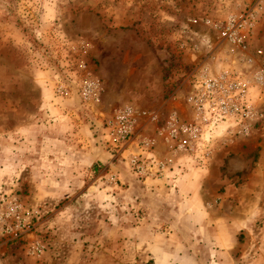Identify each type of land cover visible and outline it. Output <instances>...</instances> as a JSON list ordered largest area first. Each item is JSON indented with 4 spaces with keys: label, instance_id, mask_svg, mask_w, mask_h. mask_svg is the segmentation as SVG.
I'll return each mask as SVG.
<instances>
[{
    "label": "rangeland",
    "instance_id": "374dc122",
    "mask_svg": "<svg viewBox=\"0 0 264 264\" xmlns=\"http://www.w3.org/2000/svg\"><path fill=\"white\" fill-rule=\"evenodd\" d=\"M230 18L242 48L221 35ZM258 50L264 0H0V264H126L109 241L129 237L210 264L218 223L229 264H264ZM224 72L251 81L250 113L210 127L192 81ZM123 111L122 148L111 125ZM139 251L134 264H153Z\"/></svg>",
    "mask_w": 264,
    "mask_h": 264
},
{
    "label": "built area",
    "instance_id": "2783aa9c",
    "mask_svg": "<svg viewBox=\"0 0 264 264\" xmlns=\"http://www.w3.org/2000/svg\"><path fill=\"white\" fill-rule=\"evenodd\" d=\"M240 28L241 25L238 21L230 18L221 32L222 37L234 44L236 48H242L244 43ZM257 55L264 57V51L258 50ZM192 82V93L189 101L196 108L198 118L202 122L210 123V127H214L215 124L248 118L250 113L248 93L252 83L245 76L238 72H224L216 77L200 75L194 78ZM111 126L115 145L123 148L133 134L131 113L128 111L120 112L114 118ZM199 131L198 128H194L190 133L192 138H197ZM139 161L137 158L130 160L134 170L143 169V165L139 164ZM150 163L148 166L156 167L160 171L166 167L163 162L153 163L152 161Z\"/></svg>",
    "mask_w": 264,
    "mask_h": 264
},
{
    "label": "crops",
    "instance_id": "0c3cea01",
    "mask_svg": "<svg viewBox=\"0 0 264 264\" xmlns=\"http://www.w3.org/2000/svg\"><path fill=\"white\" fill-rule=\"evenodd\" d=\"M82 178H84V176H82ZM76 181H79V179L77 178ZM82 181H85L82 179ZM153 184L150 185H156L160 182L154 181L152 182ZM131 189V187L129 188ZM85 198H82V200ZM87 201V200H86ZM81 209L84 210L83 212H85L86 209V205H84L83 203H81ZM68 209V207L66 208ZM102 224V223H100ZM100 224H98L100 226ZM226 225H223V223L220 225L219 223L216 225V233L217 236L215 238L216 240V244L221 247L224 248V250H215L212 255V260L213 263L210 264H229L228 263V247L230 246V239L227 238L225 236L226 231H225ZM135 231H143V229L141 228V226L136 225L135 229H133ZM101 229H99L98 232V238H97V244L96 246V250L98 253V256L101 257L100 255L104 254L105 255V247H106V241L105 239H101ZM112 242L113 247H114V251H109V259L111 261H116V259H119V261H124V263L126 264H134L136 262V258H138V256H142L139 255V249H141V253H145V255H147L148 253H150L149 256H147V258L149 260H151L153 262V264H182L183 262H175L176 258L171 259V251L168 249L169 247L166 246L167 243H170L169 240H163L162 242H160L158 239H150L149 241H144L139 239L138 237H129V238H119L117 240H110L109 243ZM165 243V245H164ZM111 245V247H112ZM102 249V250H100ZM168 249V250H167ZM100 260V258H98L97 262ZM195 260V259H194ZM196 261V260H195ZM204 264H206L204 261H202ZM196 264H201L198 261H196Z\"/></svg>",
    "mask_w": 264,
    "mask_h": 264
}]
</instances>
